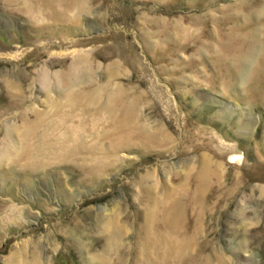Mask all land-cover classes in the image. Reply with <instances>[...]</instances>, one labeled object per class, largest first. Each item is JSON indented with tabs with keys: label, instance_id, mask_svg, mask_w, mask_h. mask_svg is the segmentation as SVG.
Segmentation results:
<instances>
[{
	"label": "rangeland",
	"instance_id": "1",
	"mask_svg": "<svg viewBox=\"0 0 264 264\" xmlns=\"http://www.w3.org/2000/svg\"><path fill=\"white\" fill-rule=\"evenodd\" d=\"M0 264H264V0H0Z\"/></svg>",
	"mask_w": 264,
	"mask_h": 264
},
{
	"label": "bare ground",
	"instance_id": "2",
	"mask_svg": "<svg viewBox=\"0 0 264 264\" xmlns=\"http://www.w3.org/2000/svg\"><path fill=\"white\" fill-rule=\"evenodd\" d=\"M203 166V165H202ZM208 168V167H207ZM210 171V170H209ZM199 176L201 177V178H203V177H205V176H208V172L206 171V168H203L201 171H199ZM175 205V204H174ZM173 212H174V214L176 215L177 214V212H178V208L176 209L174 206H170L169 207ZM170 209H168L167 210V212H171L172 213V211L170 210ZM170 214V213H169Z\"/></svg>",
	"mask_w": 264,
	"mask_h": 264
}]
</instances>
